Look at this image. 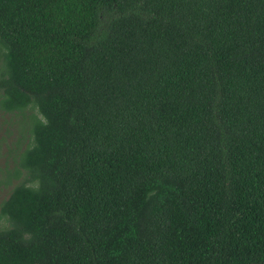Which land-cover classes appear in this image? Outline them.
Wrapping results in <instances>:
<instances>
[{
  "label": "trees",
  "instance_id": "trees-1",
  "mask_svg": "<svg viewBox=\"0 0 264 264\" xmlns=\"http://www.w3.org/2000/svg\"><path fill=\"white\" fill-rule=\"evenodd\" d=\"M0 49V264H264V0H0Z\"/></svg>",
  "mask_w": 264,
  "mask_h": 264
},
{
  "label": "rangeland",
  "instance_id": "rangeland-1",
  "mask_svg": "<svg viewBox=\"0 0 264 264\" xmlns=\"http://www.w3.org/2000/svg\"><path fill=\"white\" fill-rule=\"evenodd\" d=\"M32 112H35V109H23L24 115ZM21 114L19 111L0 110V199L5 196L9 188V184L5 183V174L13 166L11 155H15L16 145L23 143L27 136V131L24 128L25 118ZM11 181H16V179H11ZM4 224H6V220L3 216H0V226Z\"/></svg>",
  "mask_w": 264,
  "mask_h": 264
}]
</instances>
